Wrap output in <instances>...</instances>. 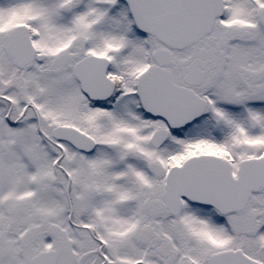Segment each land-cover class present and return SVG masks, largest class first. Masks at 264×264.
<instances>
[{
    "label": "snow or ice",
    "instance_id": "1",
    "mask_svg": "<svg viewBox=\"0 0 264 264\" xmlns=\"http://www.w3.org/2000/svg\"><path fill=\"white\" fill-rule=\"evenodd\" d=\"M0 264H264V0H0Z\"/></svg>",
    "mask_w": 264,
    "mask_h": 264
}]
</instances>
